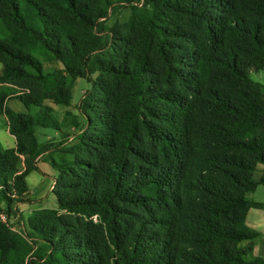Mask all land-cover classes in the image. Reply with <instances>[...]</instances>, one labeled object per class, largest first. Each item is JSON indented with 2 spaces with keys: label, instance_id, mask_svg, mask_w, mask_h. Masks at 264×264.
<instances>
[{
  "label": "trees",
  "instance_id": "16d2710c",
  "mask_svg": "<svg viewBox=\"0 0 264 264\" xmlns=\"http://www.w3.org/2000/svg\"><path fill=\"white\" fill-rule=\"evenodd\" d=\"M122 6L131 17L107 27ZM0 64L7 214L48 152L36 129L61 126L50 104L90 84L75 143L51 158L55 208L28 221L48 250L0 222V264H264L246 225L264 210L249 198L264 186V87L247 72L264 70V0H0Z\"/></svg>",
  "mask_w": 264,
  "mask_h": 264
},
{
  "label": "rangeland",
  "instance_id": "374dc122",
  "mask_svg": "<svg viewBox=\"0 0 264 264\" xmlns=\"http://www.w3.org/2000/svg\"><path fill=\"white\" fill-rule=\"evenodd\" d=\"M108 16L106 18V26L112 27L114 24H123L126 22L132 13L128 7L122 6L116 9L108 11ZM35 54V53H34ZM36 57L42 62L43 66L48 69L50 67H60L56 63H48L41 56L36 54ZM96 67L95 61L92 58L89 62V69L92 72V78L97 77V73L94 71ZM1 69V64H0ZM249 77L260 83L264 87V70H257L254 67H250L247 70ZM90 84H88L83 79H78L75 83L72 95V101L70 106L62 107L55 106L52 118L58 122L60 126V131L55 133L53 129H37L36 136L40 143L45 142L48 147V152L43 153L39 157L38 162L40 166V172H34L30 174L27 178L28 190L31 192L23 195V202L13 204L9 208V214H7V207L5 204L0 202V210L4 212L8 218L7 222L4 223L13 235L20 236L26 240L30 245L33 255L37 254L44 255L48 248L40 241L33 238L31 230L29 228L28 221L33 215L34 211L45 207L54 208L55 197L51 191V186H53L55 180V171L51 166V158L56 159L60 157L61 151L67 150L72 144L75 143V135L81 128V117L79 114L78 106L80 101L87 90H89ZM264 97V89L262 91ZM1 128L4 126L0 124ZM10 137L7 133L0 131V146L3 148H8L10 143ZM60 151V152H59ZM68 157V155H66ZM259 170L254 173V179L259 177ZM249 198L255 202L264 203V186L258 185L256 190L249 195ZM0 222H2L0 220ZM246 222L249 226H253L254 229L261 231L262 234L256 240V245L264 244V210H258L251 208L246 217ZM3 223V222H2ZM32 236V237H31ZM261 255V254H260ZM264 257V254L261 255Z\"/></svg>",
  "mask_w": 264,
  "mask_h": 264
},
{
  "label": "crops",
  "instance_id": "0c3cea01",
  "mask_svg": "<svg viewBox=\"0 0 264 264\" xmlns=\"http://www.w3.org/2000/svg\"><path fill=\"white\" fill-rule=\"evenodd\" d=\"M1 70H2V66H1V69H0V73H1ZM78 80V79H77ZM76 80V81H77ZM7 106L10 108V109H12V110H14V111H16V112H23L24 111V109H23V107H22V105L17 101V100H14V99H12V100H9L8 102H7ZM50 106L53 108V111H54V107H55V105H51L50 104ZM0 124L2 125V126H4V129H2L1 128V126H0V131H3L4 133H7V135H9V137H10V145H9V147L8 148H5V149H11V148H14L15 147V138L12 136V135H10L9 133H8V127H7V121H6V118L3 116V115H0ZM37 129H39V128H37ZM36 129V130H37ZM40 129H43V128H40ZM54 131H56L55 133H57V132H59L60 131V128L59 129H53ZM36 132V131H35ZM35 136H36V133H35ZM36 138H37V136H36ZM37 141H38V139H37ZM38 143H40L39 141H38ZM43 143H45V142H43ZM42 143V144H43ZM43 154H41V155H39L37 158H36V160H35V163H36V166H37V168H38V170H39V172H40V166H39V162H38V159H39V157L40 156H42ZM38 172V173H39ZM34 173V172H33ZM32 174V173H31ZM55 174H56V172H55ZM30 175V174H29ZM28 175V176H29ZM28 176H27V178H28ZM259 176H260V173H259ZM27 178H26V180H27ZM55 178H56V176H55ZM259 179V177L257 178V179H254V180H258ZM54 183V182H53ZM54 185V184H53ZM52 187L53 186H51V189H52ZM29 192H31L30 190H28V192L27 193H29ZM26 193V194H27ZM42 208H45V207H42ZM54 208H55V206H54ZM41 209V208H40ZM250 210V209H249ZM248 210V211H249ZM259 210V209H258ZM248 213V212H247ZM246 217H247V214H246ZM246 225L248 226V227H250V228H252V229H254V227L253 226H249L248 224H247V222H246ZM254 230H256V229H254ZM257 232H259L260 233V235L262 234V232L261 231H258V230H256ZM253 254H254V256H257V257H260V258H262V259H264V257H262L261 255L262 254H264V244L262 245V247H260V245H256V243H255V246H254V249H253ZM261 254V255H260Z\"/></svg>",
  "mask_w": 264,
  "mask_h": 264
},
{
  "label": "built area",
  "instance_id": "2783aa9c",
  "mask_svg": "<svg viewBox=\"0 0 264 264\" xmlns=\"http://www.w3.org/2000/svg\"><path fill=\"white\" fill-rule=\"evenodd\" d=\"M0 207H1V206H0ZM0 220H1L3 223H6L7 220H8L6 214H5L4 212H2L1 210H0Z\"/></svg>",
  "mask_w": 264,
  "mask_h": 264
}]
</instances>
